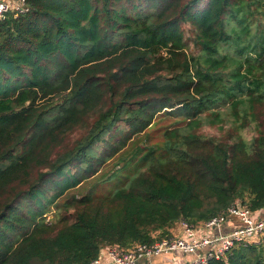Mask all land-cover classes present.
<instances>
[{
  "label": "trees",
  "instance_id": "16d2710c",
  "mask_svg": "<svg viewBox=\"0 0 264 264\" xmlns=\"http://www.w3.org/2000/svg\"><path fill=\"white\" fill-rule=\"evenodd\" d=\"M26 2L0 21V264L90 263L264 209V0ZM160 114L179 125L123 185L59 203ZM207 264H264V237Z\"/></svg>",
  "mask_w": 264,
  "mask_h": 264
},
{
  "label": "built area",
  "instance_id": "2783aa9c",
  "mask_svg": "<svg viewBox=\"0 0 264 264\" xmlns=\"http://www.w3.org/2000/svg\"><path fill=\"white\" fill-rule=\"evenodd\" d=\"M28 10L26 0H0V21L10 12L18 15ZM255 215L256 211L236 202L207 222L196 226L181 220L171 237H164L152 243H138L125 250L118 245L107 246L92 262L81 264H102L103 260L111 264H136L143 259L174 252L194 255L186 264H207L213 258H223L236 244L259 243L262 240L264 217L259 219ZM233 217H236L239 223L232 232L202 235L200 227L207 231L218 229Z\"/></svg>",
  "mask_w": 264,
  "mask_h": 264
},
{
  "label": "rangeland",
  "instance_id": "374dc122",
  "mask_svg": "<svg viewBox=\"0 0 264 264\" xmlns=\"http://www.w3.org/2000/svg\"><path fill=\"white\" fill-rule=\"evenodd\" d=\"M261 111H263V120L260 118L261 130L264 131V108ZM178 125L176 117L167 114L158 115L154 124L145 133L136 136L134 141L128 142L120 152L99 166V171L94 176L86 181H82L76 189L71 190L65 197L59 200V203H63L72 196L80 199L90 191H93L97 196H101L123 185L133 173L131 165L134 167L135 162L147 151L148 147L154 145L161 146L165 140V132ZM203 131L219 138L228 139L223 136L224 131L219 130L217 126H206L203 128ZM254 134V131L247 127L243 133V137L250 140ZM257 134L259 135L260 131ZM103 146V144H100L99 150L102 151ZM57 211L58 207L54 206L48 214L49 218L53 220Z\"/></svg>",
  "mask_w": 264,
  "mask_h": 264
},
{
  "label": "crops",
  "instance_id": "0c3cea01",
  "mask_svg": "<svg viewBox=\"0 0 264 264\" xmlns=\"http://www.w3.org/2000/svg\"><path fill=\"white\" fill-rule=\"evenodd\" d=\"M257 218L261 219L264 217V209L256 211ZM239 220L236 217L229 219L227 222L221 225L220 228L211 229L207 231L203 227H200L202 235H216L218 233L227 234L234 230ZM177 230V229H176ZM194 255L185 254L183 252H174L171 254H162L159 256H154L149 259H143L138 261L136 264H186L187 261L192 259ZM102 264H111L106 260L102 261Z\"/></svg>",
  "mask_w": 264,
  "mask_h": 264
}]
</instances>
